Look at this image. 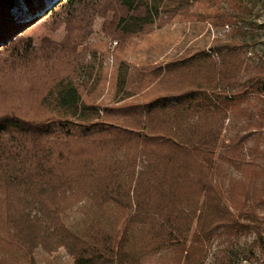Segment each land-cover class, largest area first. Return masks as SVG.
Segmentation results:
<instances>
[{
  "label": "trees",
  "instance_id": "obj_1",
  "mask_svg": "<svg viewBox=\"0 0 264 264\" xmlns=\"http://www.w3.org/2000/svg\"><path fill=\"white\" fill-rule=\"evenodd\" d=\"M50 1L0 0V89L29 77L59 52L48 47L41 53L17 39ZM116 1L123 11L116 18L121 40L148 31L165 12H180L190 2ZM232 69L208 53L182 56L143 69L163 91L149 102L88 105L72 82L61 79L43 119L0 113L2 239L21 247L32 264L37 248L54 254L64 246L76 264H142V255L170 247L181 249L186 264H202L215 238L230 244L252 233L251 247L264 249L262 224L249 208L246 185L238 192L233 188L227 199L214 179L222 120L233 96H260L256 114L264 124L263 68H251L245 81ZM140 161L144 169L137 172ZM84 199L118 206L128 215L125 230L96 228L87 237L72 232L62 214ZM130 237L135 247L128 250Z\"/></svg>",
  "mask_w": 264,
  "mask_h": 264
},
{
  "label": "rangeland",
  "instance_id": "obj_2",
  "mask_svg": "<svg viewBox=\"0 0 264 264\" xmlns=\"http://www.w3.org/2000/svg\"><path fill=\"white\" fill-rule=\"evenodd\" d=\"M117 7L116 0H51L43 13L32 17V24L21 30L17 39L31 42L41 53L48 47H58L59 52L29 77L2 83L0 113L13 111L23 117L43 119L52 109L56 93L51 92L61 79L72 82L88 105L149 102L163 91L152 73L143 69L182 56L208 53L218 65L234 66L232 73L243 81L253 67L259 65L264 72V0H190L186 9L165 12L148 31L124 40L116 28V18L123 13ZM64 46L66 51L61 56L60 48ZM259 99L252 94L241 99L233 96L228 104L214 179L223 187L227 199L233 188L238 192L246 185L251 195L249 208L258 213L264 238V124L256 114ZM55 131L67 139L58 126ZM71 131L83 132L80 128ZM241 137L244 139L239 145ZM230 158L236 166L226 160ZM140 162L137 172L144 169ZM127 216L115 204L99 207L90 199L75 203L62 214L67 227L81 237L96 228L113 234L122 232ZM254 242L253 233L230 244L215 238L202 264H264V249L251 247ZM134 247L130 237L127 249ZM32 257L35 264H76L67 246L54 254L39 247ZM140 260L142 264H186L178 247L144 254ZM0 264L32 263L21 247L4 241L0 235Z\"/></svg>",
  "mask_w": 264,
  "mask_h": 264
}]
</instances>
